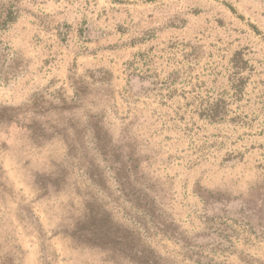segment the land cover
<instances>
[{"label":"rangeland","instance_id":"rangeland-1","mask_svg":"<svg viewBox=\"0 0 264 264\" xmlns=\"http://www.w3.org/2000/svg\"><path fill=\"white\" fill-rule=\"evenodd\" d=\"M131 188L166 264H264V0H0V264H131L68 237Z\"/></svg>","mask_w":264,"mask_h":264},{"label":"trees","instance_id":"trees-1","mask_svg":"<svg viewBox=\"0 0 264 264\" xmlns=\"http://www.w3.org/2000/svg\"><path fill=\"white\" fill-rule=\"evenodd\" d=\"M236 81L234 82L233 91L235 94H238V92L240 94ZM217 101L201 111L204 117H208L210 120H221L224 117L227 104L221 99ZM95 140L96 143L99 142V137H95ZM89 176L92 183L95 184L99 181L98 175L90 174ZM120 180L125 181L126 177H122ZM55 184L56 182L48 185L56 190L57 186ZM37 186L40 191L46 189V184L43 182H39ZM128 190V192H125V190L120 192L123 196L130 197L133 200L129 202V210L133 214L127 217L128 224L125 229L120 226L115 230H111L110 226L106 225L109 218L100 217L98 209L93 206L95 202L91 203L88 201L86 202L83 219L77 222L76 227L68 237L81 246L93 249H106L112 253H123L122 257H125L131 264H166L163 258L151 248L153 237L160 234L162 237L165 236V226L161 222L159 211L148 203V200L145 199V194H139L132 188ZM196 257H198L195 262L197 264H201V261L205 260L202 256Z\"/></svg>","mask_w":264,"mask_h":264}]
</instances>
